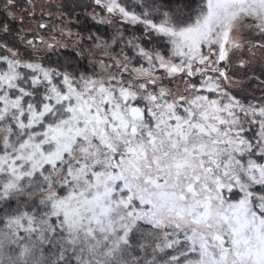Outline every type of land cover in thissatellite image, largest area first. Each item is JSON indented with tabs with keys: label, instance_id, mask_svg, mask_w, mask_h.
<instances>
[{
	"label": "snow or ice",
	"instance_id": "1",
	"mask_svg": "<svg viewBox=\"0 0 264 264\" xmlns=\"http://www.w3.org/2000/svg\"><path fill=\"white\" fill-rule=\"evenodd\" d=\"M0 264H264V0H0Z\"/></svg>",
	"mask_w": 264,
	"mask_h": 264
}]
</instances>
